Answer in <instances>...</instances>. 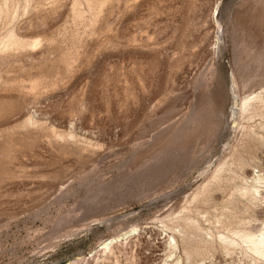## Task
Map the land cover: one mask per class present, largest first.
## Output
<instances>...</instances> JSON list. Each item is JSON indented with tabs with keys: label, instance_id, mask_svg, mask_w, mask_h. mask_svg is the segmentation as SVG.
Masks as SVG:
<instances>
[{
	"label": "rangeland",
	"instance_id": "374dc122",
	"mask_svg": "<svg viewBox=\"0 0 264 264\" xmlns=\"http://www.w3.org/2000/svg\"><path fill=\"white\" fill-rule=\"evenodd\" d=\"M263 177L264 0H0V264H264Z\"/></svg>",
	"mask_w": 264,
	"mask_h": 264
},
{
	"label": "bare ground",
	"instance_id": "6f19581e",
	"mask_svg": "<svg viewBox=\"0 0 264 264\" xmlns=\"http://www.w3.org/2000/svg\"><path fill=\"white\" fill-rule=\"evenodd\" d=\"M231 112H233V113H237L238 112V108H236V107H234L233 108V110L231 111ZM258 178V177H257ZM260 179H264V177L263 178H260ZM245 238V237H244ZM252 238V237H251ZM247 239H249V236H248V238ZM246 239V240H247ZM255 239V238H254ZM251 240V239H250ZM248 242H249V240H247ZM236 243V242H235ZM251 243L253 244V250H254V253H256V255L258 256H260V257H262V258H264V236H260L258 239L256 238V240H254V241H251ZM110 245H111V243L110 244H106V245H104V248L105 249H109V247H110ZM262 248H263V251H262ZM252 250V251H253Z\"/></svg>",
	"mask_w": 264,
	"mask_h": 264
}]
</instances>
